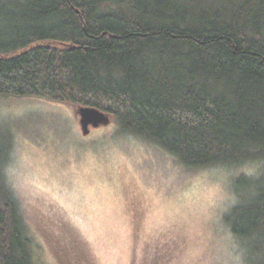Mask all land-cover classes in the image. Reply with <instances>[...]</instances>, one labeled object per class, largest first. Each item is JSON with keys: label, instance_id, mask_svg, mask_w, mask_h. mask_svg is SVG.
<instances>
[{"label": "trees", "instance_id": "trees-1", "mask_svg": "<svg viewBox=\"0 0 264 264\" xmlns=\"http://www.w3.org/2000/svg\"><path fill=\"white\" fill-rule=\"evenodd\" d=\"M0 96L96 107L186 167L257 163L225 221L264 264V0H0ZM12 151L0 124V264H37Z\"/></svg>", "mask_w": 264, "mask_h": 264}, {"label": "rangeland", "instance_id": "rangeland-1", "mask_svg": "<svg viewBox=\"0 0 264 264\" xmlns=\"http://www.w3.org/2000/svg\"><path fill=\"white\" fill-rule=\"evenodd\" d=\"M76 108L0 96L37 264H245L225 216L257 163L186 167L111 117L84 134Z\"/></svg>", "mask_w": 264, "mask_h": 264}, {"label": "water", "instance_id": "water-1", "mask_svg": "<svg viewBox=\"0 0 264 264\" xmlns=\"http://www.w3.org/2000/svg\"><path fill=\"white\" fill-rule=\"evenodd\" d=\"M78 111L81 115V124L84 134L90 132V126L97 127L102 123L109 122V115L92 106H79Z\"/></svg>", "mask_w": 264, "mask_h": 264}]
</instances>
